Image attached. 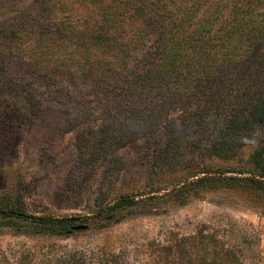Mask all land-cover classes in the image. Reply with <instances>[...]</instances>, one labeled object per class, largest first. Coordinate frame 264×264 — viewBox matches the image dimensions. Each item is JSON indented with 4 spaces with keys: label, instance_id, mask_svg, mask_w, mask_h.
<instances>
[{
    "label": "trees",
    "instance_id": "obj_1",
    "mask_svg": "<svg viewBox=\"0 0 264 264\" xmlns=\"http://www.w3.org/2000/svg\"><path fill=\"white\" fill-rule=\"evenodd\" d=\"M18 4L0 1V111L33 122L45 110L40 99L73 108L68 130H78L80 156L145 139L161 143L164 166L179 163L187 150L221 158L264 125V0H43L24 10ZM250 161L263 176L264 145ZM220 180L201 177L146 200L184 205ZM244 182L264 191L263 180ZM140 202L124 195L100 216L117 219ZM39 224L47 234L78 228L74 219ZM199 236L197 247L195 236L178 239L176 264H244L218 235Z\"/></svg>",
    "mask_w": 264,
    "mask_h": 264
},
{
    "label": "rangeland",
    "instance_id": "obj_2",
    "mask_svg": "<svg viewBox=\"0 0 264 264\" xmlns=\"http://www.w3.org/2000/svg\"><path fill=\"white\" fill-rule=\"evenodd\" d=\"M13 1L24 10L43 0ZM41 103L45 110L33 122L0 111V213L10 215L0 217V264H176L178 239L195 236L197 247L201 232L221 237L244 264H264V191L244 182L264 181L250 161L264 145V125L256 124L232 156L187 150L164 166L161 143L145 139L80 156L78 130H68L77 111ZM201 177L223 180L184 205L146 200ZM124 195L141 202L117 219L100 216ZM41 219H74L78 228L47 234Z\"/></svg>",
    "mask_w": 264,
    "mask_h": 264
}]
</instances>
